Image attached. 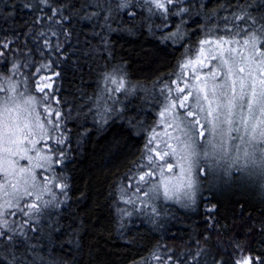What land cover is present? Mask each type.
Segmentation results:
<instances>
[{"label": "trees", "instance_id": "obj_1", "mask_svg": "<svg viewBox=\"0 0 264 264\" xmlns=\"http://www.w3.org/2000/svg\"><path fill=\"white\" fill-rule=\"evenodd\" d=\"M25 2L0 0V37L10 42L12 49L30 50L31 60L27 68L13 72L12 63H20L23 58L15 52L7 54V64L0 58V87L3 77L14 76L25 92L38 97L43 94L35 90L37 83L41 82V77H51L46 82L52 84L55 102L59 101L57 110L73 117L64 121L70 140L64 147L68 148L69 158L57 166L67 178L69 199L60 209L51 211L58 213L52 215L51 220L58 224L60 231L49 232L48 216L42 217L38 225L41 231L29 233L28 243L36 245L33 255L62 264H164L171 255L168 264H189L190 255L194 256L203 248L207 251L198 259V264H214V261L234 264L246 255L264 258V233L259 230L264 222V189L260 183L248 179H243L245 182L234 180L230 185L204 192L194 208L161 205L156 224L144 216L125 217L122 234L118 231L121 220L116 206L121 207V204L117 188L126 180L133 161L144 148L146 132L163 99L159 94L161 81L168 83L174 79L185 48L204 38L205 18L196 14L201 10L193 8L190 16H185L188 37L183 41L184 47L161 43L159 37L163 34L160 32L156 33V38L152 37L148 23L160 25L161 20L147 21L146 9L137 8L135 20L114 11L109 23L116 31L107 33L114 56L110 63L108 52L93 35L94 31H102L98 26L94 28L96 19H81L83 10L79 16L73 15L76 9H82L85 0H51L57 7L73 6L65 10L64 15L70 19L62 21L61 25L55 24V18L46 19L51 13L37 0H31L34 8H25ZM220 2L204 0L207 7L203 11L211 12ZM249 3L248 10L253 15L264 14V0H249ZM112 6L115 8V0ZM37 17L40 23L35 22ZM99 19L102 23L103 16ZM170 22L171 31L179 19L172 17ZM64 27L71 32L70 39H65L61 31ZM52 31L58 35H51ZM41 32L44 36L37 39L34 33ZM45 40L49 41L47 47ZM59 42H63V48L58 53L55 46ZM114 63H124L126 87L133 89L132 95L104 91L115 87L103 79ZM31 74H34L31 79L21 83ZM102 91L106 100L110 95L119 98L121 104L117 107L127 105L128 115L139 113L138 120L142 123L129 128L127 121L117 120L110 131H99L92 114L86 117L85 114ZM107 103L111 104L112 100ZM213 205L215 210L209 213ZM22 219L24 217L16 216L12 220ZM236 245H240L241 250H237ZM157 251L163 260L148 259ZM19 252L23 253L24 249L20 248Z\"/></svg>", "mask_w": 264, "mask_h": 264}, {"label": "snow or ice", "instance_id": "obj_2", "mask_svg": "<svg viewBox=\"0 0 264 264\" xmlns=\"http://www.w3.org/2000/svg\"><path fill=\"white\" fill-rule=\"evenodd\" d=\"M37 2L49 9L51 15L46 19L53 21L55 18L56 25L70 19L64 12L73 6L65 4L57 7L51 0ZM186 4L187 7L184 6ZM112 5L113 0H85L82 9H76L73 13L74 16H79L83 10L81 19H96L94 28L98 26L102 31H94L93 35L108 52L110 63L114 56L107 33L116 31L109 23L114 11L125 13L129 20H135L137 8L146 9L147 21H152L153 18L161 20L160 25L148 23L149 34L156 38V33L160 32L163 34L159 37L161 43L171 42L180 47H184L183 41L188 37V31L184 28L185 16H190L193 8H199L201 11L196 14L205 18L202 26L204 38L185 48L177 65L176 79L168 83L161 81L159 94L165 103L158 113L156 124L163 127V132H158L155 127L150 131L141 155L133 161V167L125 177L129 181L128 187L120 188L118 193L119 201L134 208L137 197L135 194L131 197L127 195L132 188L145 198L151 195L152 201L162 195L166 201H174L185 208L190 207L195 203L196 194L200 191L199 183L193 179V170L206 175L209 168L200 169L197 165L216 153H226L229 139L233 143L240 140L248 144L253 148V153L257 150L264 153V14L253 15L248 10L251 6L249 0H244V3L240 0H235V3L233 0H221L219 6L211 12L203 11L207 7L204 0H115V8ZM23 6L35 7L31 0H26ZM220 12H225L226 15L221 16ZM101 16L102 23L99 19ZM172 17L178 18L179 23L170 31ZM35 22L40 23V17H37ZM61 31L66 40L71 38L69 29L64 27ZM124 31L134 34L129 29ZM34 35L39 39L44 33ZM51 35L56 36L58 33L52 31ZM44 44L47 47L49 41L45 40ZM62 48L63 42L55 46L58 53ZM10 52L18 53L23 58L20 63H12L11 71L19 72L20 68H27L31 63L30 50L25 52L23 49H12L10 42L0 37V58L4 59L5 64ZM202 69L208 71L203 73ZM54 75L58 76L59 73ZM33 76L34 74L27 75L21 83L27 82ZM12 79L3 77V81L7 83H11ZM50 79L51 77H41V82L37 83L35 89L43 94V100L40 101L44 105L43 121L39 113L36 114L35 122L29 119L35 108L29 109L28 106L37 103L35 96H28L23 101L25 108L21 110L20 103L14 102V98L7 95L9 89L0 87V93L5 96V99L0 101L3 112L15 113L10 119L6 116L0 122V264H37V261L39 264H62L60 261H47L44 257L34 256L36 245L28 243L30 232L41 231L38 225L46 214L49 232L60 231L58 224L51 220V216L58 213H48L47 210H58L62 204H67L69 199L67 178L62 171L57 172V166L69 158V151L67 147L57 146L70 144L64 121L73 117L70 113L66 116L62 111L54 110L48 103L53 99L50 92L46 91L52 89V84L46 82ZM103 79L115 85L104 91L125 96L133 94V89L126 87L127 74L124 63L111 64ZM11 90L16 92L17 85L12 84ZM91 99L90 97L89 100ZM107 100H112V103L108 104ZM107 100L102 91L93 107L85 114V117L92 114L94 126L99 131H110L117 120L127 121L129 128L138 127L142 123L138 120L139 113L135 116L128 115L127 105L116 106L121 104L118 97L110 95ZM10 103L14 106L9 107ZM176 109L183 111L177 112ZM48 125L52 126L51 130ZM197 127L200 129L198 136L205 141L204 144L198 143L196 139ZM176 130H179L181 135L173 136L172 132ZM209 132L214 136L219 135L220 141L208 140ZM172 140L177 143L174 145ZM25 144L30 147H25ZM40 144H43V148L38 150L37 146ZM30 151L35 155H29ZM253 153L245 149L243 155L253 164H257L264 173V157L257 162L252 159ZM21 159L27 160L28 166L18 167ZM35 169L43 171L38 174ZM44 172L51 175H44ZM38 175L42 177L40 182L37 181ZM153 178H156L155 182ZM38 184L42 189L40 192L30 190L35 189ZM145 188L147 191H144ZM55 189L59 190L58 194ZM45 194L50 196V199H44ZM33 196L35 198L31 203L22 206V201ZM214 210L215 205L208 209L209 213ZM116 211L121 220L118 231L122 234L125 226L122 221L134 213L119 207L118 204ZM135 213L144 216L152 224H156L160 217V211L154 203H144L143 210L135 209ZM19 215L24 219H9L10 216ZM259 230L264 233V222L260 224ZM20 248L24 249L23 253L19 252ZM236 248L241 250L240 245H236ZM206 251L200 248L194 256L190 255L189 264H198V259L204 256ZM148 259L159 261L164 258L157 251ZM171 260L172 256L168 255L164 264ZM214 264L226 262L214 261ZM234 264H264V258L246 255Z\"/></svg>", "mask_w": 264, "mask_h": 264}, {"label": "rangeland", "instance_id": "obj_3", "mask_svg": "<svg viewBox=\"0 0 264 264\" xmlns=\"http://www.w3.org/2000/svg\"><path fill=\"white\" fill-rule=\"evenodd\" d=\"M207 71H208V69H202L201 70V72H203V73H206ZM8 77L13 78L11 80V83L4 82L2 87H6L9 89L7 95L13 97L14 102L20 103L21 110H23L25 108L23 101L28 96H35V95H32V93L29 94V93L25 92L26 90L22 89L24 87L20 86L18 81H15L16 77H14V76H8ZM174 79H176V75H175ZM12 84L17 85V91L16 92H13L11 90ZM47 91H49L51 94L52 90H47ZM20 93H23V95H20ZM51 96L53 97V99L49 100L48 103L51 104V106L54 110H57L55 97L53 96V94H51ZM173 96H175V93H173ZM35 97L37 98V103L35 105L28 106L29 109H31L32 107L35 108V112L32 113V115L29 117V119H31L33 122H35L36 114L39 113L41 120L43 121L45 118L44 105H42V103L40 102L43 100V95H38V97L37 96H35ZM4 99H5L4 94L0 93V101H3ZM181 99H182V97H181ZM164 103H165V101L163 98L162 101L160 102L155 114H154L153 123H152L151 127L146 132V135H145L146 141H147L148 135H149L150 131L153 129V127H155L158 132H163V127L157 126L156 121L159 119L158 113L161 110ZM8 106L13 107L14 104L10 103ZM175 111L181 112L183 110L176 109ZM12 115H15V113L5 114L3 112V107L0 106V122H2L6 118V116L10 119ZM201 116H203V114H201ZM48 118L53 119V120L55 119V117H48ZM169 122H171V121L169 120ZM202 123H203V120H202ZM48 127L51 130L52 126L48 125ZM181 127H183V125H181ZM169 131L171 132L172 130H169ZM196 131H197L196 139H197L198 143L204 144L205 141L202 140L198 136V132L200 131L199 127H197ZM57 135H59V133H57ZM172 135L173 136L181 135V132L179 130H176L175 132H172ZM207 138H208V140L214 139L215 142H219L221 139V137L219 135L214 136V134H212L210 132L208 133ZM37 139H38V137H37ZM245 140H247V137H245ZM171 142L174 145L177 143L175 140H172ZM64 146L65 145H63V146L58 145L57 147H64ZM25 147H30V145L25 144ZM37 148H38V150L43 148V144L38 145ZM227 148H228V151L226 153L225 152L216 153V154L212 155L211 157L207 158L204 163H200L197 165V167L200 169H203L205 167L209 168V171L206 175H204L202 173H198L196 171V169L193 170V179L197 180V182L199 183L200 191L196 194L195 203L192 204L190 207H187L188 209L194 208V206L198 203L199 198H201V196L204 192L205 193H206V191L212 192V190L216 189L218 186L230 185V183L234 180L240 179V181L245 182V180H243V179H248L251 181H255V183H260L261 187L264 189V173L261 172V169L258 167L257 164H253L249 158H246L243 155V152L245 149H247L250 153H253V148L249 147L248 144L243 143L240 140H237V141H235V143H233V141L230 139L228 140ZM45 151H47V149H45ZM29 155L34 156L35 153L30 151ZM262 157H264V153H261L259 150L255 151L252 155V159L256 160L257 162H259ZM26 166H28V161L25 159H21L18 167H26ZM145 170H147V169H145ZM42 171L43 170H41V169H35V172L38 174L41 173ZM178 171H179V169H177V172ZM57 172L59 173V172H61V170L57 169ZM137 174H139V173H137ZM44 175H51V174L48 172H44ZM155 180H156V178H153L154 182H155ZM37 181L38 182L42 181V177L40 175L37 176ZM128 184H129V181L127 179L122 181L119 184V186L117 188V196H118L120 188H122V187L127 188ZM30 190H33L34 192L38 193L42 189L40 188V186L38 184L35 189H30ZM54 191H56L57 194L59 193L58 189H55ZM144 191H147V188H145ZM134 194L137 197L136 203H135V208L132 205H125L120 201L121 208H126L128 211L134 213L131 217H134L137 215L135 213V209L143 210V204L144 203H154L158 207V209L160 208L161 205H165V204H174L177 206H181L180 204L175 203L174 201L164 200L162 195L159 196L155 201H152L151 195L149 197L145 198L142 196V194L136 193L135 188L130 189L127 193V195L130 197L133 196ZM34 198H35L34 196L26 198L24 201L21 202L22 206H23V204L31 203L34 200ZM44 199H46V200L50 199V196L45 194ZM181 208H185V207L181 206ZM53 210L54 209H48L47 211H48V213H51V211H53ZM148 211L150 212V208L148 209ZM159 211H160V209H159ZM17 217H23V216L19 215ZM13 218L14 217H11V216L9 217L10 220H12ZM148 263H151V261H148Z\"/></svg>", "mask_w": 264, "mask_h": 264}]
</instances>
